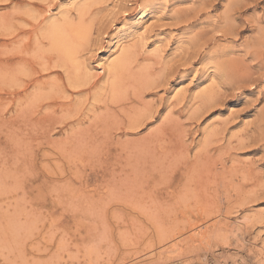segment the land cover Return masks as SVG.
<instances>
[{"label":"rangeland","instance_id":"1","mask_svg":"<svg viewBox=\"0 0 264 264\" xmlns=\"http://www.w3.org/2000/svg\"><path fill=\"white\" fill-rule=\"evenodd\" d=\"M227 2H96L77 88L33 38L65 3H0V264H264V0L229 25ZM145 3L156 18L115 96L96 50Z\"/></svg>","mask_w":264,"mask_h":264},{"label":"bare ground","instance_id":"2","mask_svg":"<svg viewBox=\"0 0 264 264\" xmlns=\"http://www.w3.org/2000/svg\"><path fill=\"white\" fill-rule=\"evenodd\" d=\"M98 1L100 0H69L65 3L66 9L63 11V20L48 21L44 26L39 27L41 32H38L40 33L36 30L33 32L35 44L43 38H48L50 43L49 50L55 55V61L53 60L51 63L50 61L52 58H48L49 63L44 65V69L47 70L53 67L63 69L65 73L64 78H66L68 84L76 88L84 87L89 82L90 68L86 66L83 61L84 59H82V56L79 53L80 46L90 35V28L83 21L84 14H86L91 5ZM244 1L246 0H228L224 10V19L226 20L227 25L233 24V21L235 20V12ZM115 7L116 3L113 5V8ZM73 9L77 14L76 20L70 16L71 10ZM32 11L33 10H31V12ZM112 14L114 16L118 14L127 15V12L120 8V11L117 12L116 10ZM156 14V11L152 9L151 5L145 3L140 5L137 8L135 15L127 19L125 22L122 21L116 24V20L114 19L116 17L113 16L114 18L112 19L111 24L113 23L114 29L112 33L108 35L105 46L96 50L98 54H100V70L104 77L107 78V81L111 78L110 91L115 96L124 91L125 79L133 76L132 68L137 61L133 50L134 46L137 43H142L144 46L147 45L148 24L156 18ZM255 39L259 46L264 47V12L258 17ZM130 40L135 41L133 44H129ZM160 40L161 39H155L152 44H157ZM35 50H38L37 47ZM34 55H37L40 60L43 56L42 53L40 54V51H37ZM12 72L13 70H8L7 73L2 72V74H6H1L2 79L4 77L5 80L6 77H8V80L6 81H9V83L12 84L11 82L14 81L15 76ZM28 72L29 71H27V73ZM261 252L260 254H262Z\"/></svg>","mask_w":264,"mask_h":264},{"label":"snow or ice","instance_id":"3","mask_svg":"<svg viewBox=\"0 0 264 264\" xmlns=\"http://www.w3.org/2000/svg\"><path fill=\"white\" fill-rule=\"evenodd\" d=\"M2 2H3V0H0V3H2ZM40 2L43 4L44 0H40ZM64 3H66V0H59V3L56 4V7L59 8Z\"/></svg>","mask_w":264,"mask_h":264}]
</instances>
